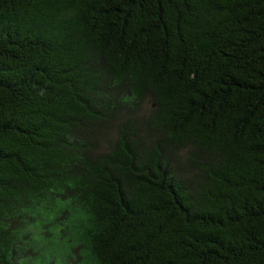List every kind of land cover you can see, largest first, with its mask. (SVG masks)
<instances>
[{"label": "trees", "instance_id": "trees-1", "mask_svg": "<svg viewBox=\"0 0 264 264\" xmlns=\"http://www.w3.org/2000/svg\"><path fill=\"white\" fill-rule=\"evenodd\" d=\"M0 264H264V0H0Z\"/></svg>", "mask_w": 264, "mask_h": 264}]
</instances>
